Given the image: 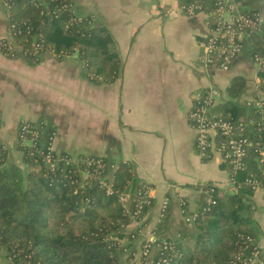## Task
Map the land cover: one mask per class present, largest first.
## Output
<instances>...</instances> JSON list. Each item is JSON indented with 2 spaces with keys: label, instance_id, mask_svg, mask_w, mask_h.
<instances>
[{
  "label": "crops",
  "instance_id": "obj_1",
  "mask_svg": "<svg viewBox=\"0 0 264 264\" xmlns=\"http://www.w3.org/2000/svg\"><path fill=\"white\" fill-rule=\"evenodd\" d=\"M73 1L79 14H92L106 26L118 52V72L95 81L77 52L58 57L44 51L29 63L0 50V142L13 143L20 120H43L55 126L57 151L127 161L140 181L151 184L148 194L154 197L144 233L136 238L143 241L147 228L160 221L167 224L159 236H176L184 219L181 199L193 212L208 204L210 185L236 188L220 150L204 157L196 149L188 117L194 95L215 88L221 106L229 99L227 86L241 76L244 85L231 99L245 107L264 102L259 63L243 52L229 69L201 65L197 41L206 31L203 15L185 14L175 0ZM8 23L0 0V41L10 38ZM250 200L260 225L256 245L264 252V187L254 188ZM134 226L132 220L127 228Z\"/></svg>",
  "mask_w": 264,
  "mask_h": 264
},
{
  "label": "trees",
  "instance_id": "obj_2",
  "mask_svg": "<svg viewBox=\"0 0 264 264\" xmlns=\"http://www.w3.org/2000/svg\"><path fill=\"white\" fill-rule=\"evenodd\" d=\"M236 2L243 13H252L264 4V0ZM62 4L63 0H49L39 6L28 0L10 1L9 9H5L15 23L19 49L7 55H21L29 63H36L50 44L58 57L76 51L92 80L114 77L119 56L106 26L92 14H79L74 3L68 8ZM211 6L207 4L206 8ZM36 41L43 42L38 50ZM1 50L7 52L4 46ZM243 52L255 61L259 58V87L264 91V19L257 29L247 31ZM243 85V77L235 76L227 86L229 99L221 106L215 103L210 110L243 124L249 119L260 120L240 131L253 143L248 146L244 167L231 172L235 190L228 192L210 185L208 204L199 207L190 221L193 228L184 218L176 236L164 237L166 246L159 241L151 264H244L252 254L256 230L250 195L254 188L245 178L250 174L264 177V159L259 152L264 149V102L261 108L253 102L249 107L236 104L231 98ZM28 123L36 130L35 134L27 132L31 143H23L19 137L22 120L15 140L26 170L16 163L4 165L8 148L0 142V249L6 248L4 257L14 264H123V228L132 220L145 224L144 216L154 204V197L148 194L151 184L140 181L124 160L110 161L101 156L104 166L95 170L82 159L67 160L63 157L69 155L67 151L54 149L50 152L52 159L46 161L55 126L43 120ZM224 137L217 132L215 144ZM102 179L109 183V191ZM260 186L264 187V181ZM186 204L181 206L185 216L192 213ZM166 224L160 221L154 232L163 233ZM128 237L132 238L130 234ZM239 251L241 259L236 260Z\"/></svg>",
  "mask_w": 264,
  "mask_h": 264
},
{
  "label": "built area",
  "instance_id": "obj_3",
  "mask_svg": "<svg viewBox=\"0 0 264 264\" xmlns=\"http://www.w3.org/2000/svg\"><path fill=\"white\" fill-rule=\"evenodd\" d=\"M10 1L12 0H2L4 7H10ZM30 3L39 6L49 0H28ZM73 0H63V7L68 8L72 6ZM207 4L212 6L206 8ZM179 7L187 15H194L201 13L204 18V23L206 25V31L200 35L198 38L199 54L198 62L201 65L217 68V69H229L235 58L243 53L246 46V33L248 30L257 29L264 19V4L261 5L257 10L252 13L239 12L238 4L236 0H187L179 4ZM9 23V35L10 38H4L0 41V50L4 46L7 52L4 54L11 53L19 49V44L15 41V34L17 33L15 23L11 20L10 14L7 12ZM43 46L42 41H36L35 47L37 50ZM2 51V50H1ZM46 51L55 52L54 48L47 46ZM59 55V53H57ZM259 60L256 57V61ZM258 62V61H257ZM218 91L215 88H209L203 91H197L194 95V106L190 109L188 117L192 122V125L196 129L195 134V144L196 149L201 155H205L213 148H217L222 153L223 159L228 163L230 171L235 173L237 170L244 167V158L248 152V146L253 142L246 136L241 135L243 127L254 121L260 122V120L249 119L245 124L242 122H237L236 120H231L228 118H223L217 115L216 112H210L211 107L216 103L215 95ZM252 103H250L251 106ZM253 105L261 108L263 103L261 100L253 102ZM30 120H22L23 124L20 132V139L22 137L27 138V132L32 134L36 133L35 129L31 128L28 123ZM219 133L224 137L218 145L215 144L214 136ZM55 135V133H54ZM50 137V143L47 146V154L45 156L46 161H50V152L54 150L52 147L53 137ZM256 144H262L261 142H255ZM262 158L264 159V149H259ZM68 154V153H67ZM69 155H71L69 153ZM68 155V156H69ZM84 156L77 155L76 158L71 156H63L67 160H72L78 162L82 159L87 165H93L96 169H100L104 166V161L101 155L95 154H84ZM73 157V159H72ZM51 165L54 163L51 162ZM100 173L97 171L96 174ZM95 174V175H96ZM232 183L234 184L233 177L231 176ZM247 183H250L253 188L259 187L261 182L264 181L263 178H259L254 174H250L245 178ZM101 182L106 186L109 191V183L104 179ZM235 186V185H234ZM185 203L184 199L180 200L181 206ZM167 199H164L162 207L166 208ZM164 208V209H165ZM184 211V210H183ZM196 217V212L188 214L185 220L190 222ZM152 242H147L146 250L151 246ZM164 246L167 245V240L162 239ZM259 251L258 246L252 251V254L244 260V264H248L254 255ZM144 253H147L144 250ZM236 260L241 259V251L237 252ZM256 263L264 264V257L261 258ZM255 263V264H256ZM232 264H239L236 261Z\"/></svg>",
  "mask_w": 264,
  "mask_h": 264
},
{
  "label": "rangeland",
  "instance_id": "obj_4",
  "mask_svg": "<svg viewBox=\"0 0 264 264\" xmlns=\"http://www.w3.org/2000/svg\"><path fill=\"white\" fill-rule=\"evenodd\" d=\"M175 1L179 4L180 0H175ZM94 17L96 19V16H94ZM113 46L115 47L114 44H113ZM74 52H76V51H74ZM74 52H72V53H74ZM51 53L55 56L58 55L57 52H51ZM63 55L65 56L68 54H63ZM76 55H78V54L76 53ZM84 63H85V61H84ZM215 98L216 99L218 98V93L215 95ZM22 120H30L33 122L39 121V120H31V119H22ZM17 133H18V131H17V127H16V133L14 135L13 143L12 144H7V143L5 144L4 143L5 146H7V148H8L7 159H6V162L4 165H6V164L10 165L11 163H16L22 170H26L27 165L22 161L21 152L16 149V145H15V140L17 139V135H18ZM7 138L8 137H6V138L4 137L5 141H7ZM22 138H23L22 139L23 143H27V144L31 143L30 139H28L26 137H22ZM54 139H55V135H54L53 141H52V147L53 148H54ZM68 153H70V152H68ZM71 155H73L74 158H76V156H77V154H74V153H72ZM73 157H72V159H73ZM84 175H86V173H84ZM164 208L165 207L161 206V211H160L161 215L165 214ZM181 209L183 211L182 207H181ZM252 213H254V207L253 206L251 209V214ZM183 217L185 218L186 216L183 215ZM133 221L136 222V226H134L133 228H130V229L127 228L128 224L126 226H124L123 231L125 233V236L120 238V243L123 246V251L121 252L122 262H123V264H151L152 256H153L155 247H157L159 245L160 240L164 239V237L162 238V236H159L156 232H154V229H156L158 222L154 226H152L151 228H147L148 230L145 232L146 237L142 241L141 239H137L136 236L140 233H144L146 225L141 224L142 220H133ZM253 221H254V223L252 224L253 230L254 231L256 230V236H257L258 234H260V225L254 217H253ZM147 227H149V226H147ZM137 228H138V231H137V233H135L134 230ZM129 234H130V237H132V238L128 237ZM149 241L152 243H151V246L146 250V248H147L146 243ZM255 244H256V241H255ZM133 248H134V250H133ZM144 250L147 253H144ZM6 252H7L6 248L1 247V249H0V264H14L8 258L4 257V255H6ZM263 257H264V252L259 250L254 255V258L248 264H255L257 261H259Z\"/></svg>",
  "mask_w": 264,
  "mask_h": 264
}]
</instances>
